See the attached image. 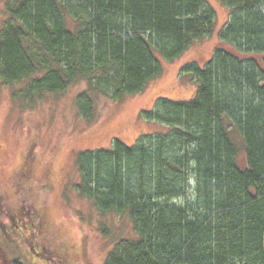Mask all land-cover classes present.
<instances>
[{
    "label": "trees",
    "instance_id": "16d2710c",
    "mask_svg": "<svg viewBox=\"0 0 264 264\" xmlns=\"http://www.w3.org/2000/svg\"><path fill=\"white\" fill-rule=\"evenodd\" d=\"M220 1L230 16L212 57L183 68L195 96L143 113L169 131L79 154L78 191L132 224L104 264H264V0ZM4 11L0 79L23 83L13 97L33 105L84 81L75 102L87 119L97 96L142 92L216 16L206 0H4ZM9 218L0 264H70L68 243L52 252L34 239L48 216L22 206Z\"/></svg>",
    "mask_w": 264,
    "mask_h": 264
},
{
    "label": "rangeland",
    "instance_id": "374dc122",
    "mask_svg": "<svg viewBox=\"0 0 264 264\" xmlns=\"http://www.w3.org/2000/svg\"><path fill=\"white\" fill-rule=\"evenodd\" d=\"M206 1L215 11L214 33L195 42L180 57L163 59V73L142 92L119 100L97 96L91 119L82 117L76 108V96L87 87L84 81L30 105L13 97L23 83L10 85L0 79V188L7 210L0 215L2 224L10 223L13 209L23 206L40 211L48 216L50 230L37 232L35 241L52 252V246L65 241L73 256L70 264H104L115 241L133 234L126 216L101 213L78 191L82 182L79 154L108 149L115 138L134 145L169 131L167 124L143 113L158 109L162 97L187 100L195 96L196 83L183 68L192 62L203 65L212 57L219 31L230 16L220 0ZM7 18L4 0H0V32ZM105 229L109 235L104 234Z\"/></svg>",
    "mask_w": 264,
    "mask_h": 264
}]
</instances>
